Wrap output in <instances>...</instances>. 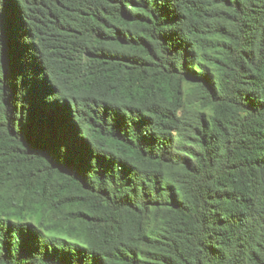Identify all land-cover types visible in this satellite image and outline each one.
Segmentation results:
<instances>
[{"label":"trees","instance_id":"1","mask_svg":"<svg viewBox=\"0 0 264 264\" xmlns=\"http://www.w3.org/2000/svg\"><path fill=\"white\" fill-rule=\"evenodd\" d=\"M0 264H264V0H0Z\"/></svg>","mask_w":264,"mask_h":264}]
</instances>
